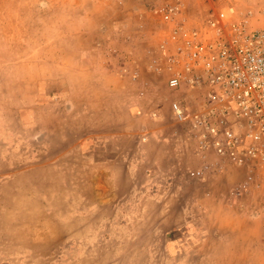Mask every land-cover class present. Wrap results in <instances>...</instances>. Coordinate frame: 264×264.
Here are the masks:
<instances>
[{
	"label": "rangeland",
	"instance_id": "1",
	"mask_svg": "<svg viewBox=\"0 0 264 264\" xmlns=\"http://www.w3.org/2000/svg\"><path fill=\"white\" fill-rule=\"evenodd\" d=\"M212 1L264 30V0H0V264H264V169L171 111Z\"/></svg>",
	"mask_w": 264,
	"mask_h": 264
},
{
	"label": "built area",
	"instance_id": "2",
	"mask_svg": "<svg viewBox=\"0 0 264 264\" xmlns=\"http://www.w3.org/2000/svg\"><path fill=\"white\" fill-rule=\"evenodd\" d=\"M164 11L171 20L178 7ZM171 40L168 87L195 92L196 102L194 111L185 99L173 102V116L190 121L200 150L263 170L264 30L249 29L227 2L212 1L200 25L174 26Z\"/></svg>",
	"mask_w": 264,
	"mask_h": 264
}]
</instances>
